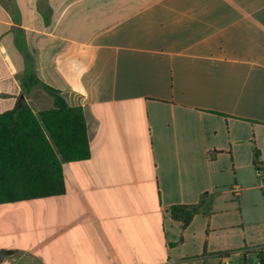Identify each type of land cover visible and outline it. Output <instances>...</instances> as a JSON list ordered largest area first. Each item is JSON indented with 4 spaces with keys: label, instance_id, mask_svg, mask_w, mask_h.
Listing matches in <instances>:
<instances>
[{
    "label": "crops",
    "instance_id": "crops-1",
    "mask_svg": "<svg viewBox=\"0 0 264 264\" xmlns=\"http://www.w3.org/2000/svg\"><path fill=\"white\" fill-rule=\"evenodd\" d=\"M37 80L83 108L91 156L64 195L0 205V264L264 251V0H0V113L53 108Z\"/></svg>",
    "mask_w": 264,
    "mask_h": 264
},
{
    "label": "trees",
    "instance_id": "trees-1",
    "mask_svg": "<svg viewBox=\"0 0 264 264\" xmlns=\"http://www.w3.org/2000/svg\"><path fill=\"white\" fill-rule=\"evenodd\" d=\"M37 82L53 97V108L35 113L23 103L0 113V205L64 195L63 163L91 156L83 108L69 106L59 90ZM259 156L256 151L258 171ZM202 203L190 208L173 206L171 214L186 227ZM250 254L264 264V251ZM242 262L252 261L246 256Z\"/></svg>",
    "mask_w": 264,
    "mask_h": 264
},
{
    "label": "rangeland",
    "instance_id": "rangeland-1",
    "mask_svg": "<svg viewBox=\"0 0 264 264\" xmlns=\"http://www.w3.org/2000/svg\"><path fill=\"white\" fill-rule=\"evenodd\" d=\"M25 204H26V202H22V206H24ZM254 205L257 206V208L259 209L260 213L264 214V198H248L244 202V209H247V207H251V209H253ZM3 221L4 222L2 224H0V230H2V229L5 230V231L10 230V228H12L13 225L10 224L11 221L9 220V218L5 216ZM25 225H27L26 222H25ZM255 251L256 252H261V251H263V248L257 249ZM249 257H250V259L252 261L251 264H258L257 256H255V254H249ZM231 264H242V262L239 259H237V258H233L231 260Z\"/></svg>",
    "mask_w": 264,
    "mask_h": 264
},
{
    "label": "built area",
    "instance_id": "built-area-1",
    "mask_svg": "<svg viewBox=\"0 0 264 264\" xmlns=\"http://www.w3.org/2000/svg\"><path fill=\"white\" fill-rule=\"evenodd\" d=\"M258 264H260V263H258Z\"/></svg>",
    "mask_w": 264,
    "mask_h": 264
}]
</instances>
